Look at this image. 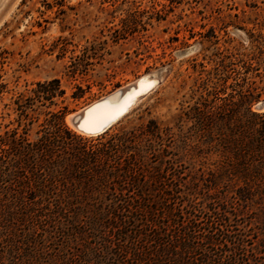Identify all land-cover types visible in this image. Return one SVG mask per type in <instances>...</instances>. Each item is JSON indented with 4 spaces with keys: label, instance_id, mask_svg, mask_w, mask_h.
Here are the masks:
<instances>
[{
    "label": "rangeland",
    "instance_id": "obj_1",
    "mask_svg": "<svg viewBox=\"0 0 264 264\" xmlns=\"http://www.w3.org/2000/svg\"><path fill=\"white\" fill-rule=\"evenodd\" d=\"M157 69L156 85L107 130L126 132L143 171L171 177L180 199L202 209L225 200L246 264H264V145L254 131L264 111L255 108L264 101V0H0L1 136L17 126L13 99L37 81L60 80L65 92L49 109L64 110L80 134L66 120L72 111ZM45 110L31 111L29 139ZM65 181L70 211L60 222L70 234L61 237L28 219V195L0 179V264L80 260L90 238L70 228L93 218L102 190L82 173Z\"/></svg>",
    "mask_w": 264,
    "mask_h": 264
},
{
    "label": "trees",
    "instance_id": "obj_2",
    "mask_svg": "<svg viewBox=\"0 0 264 264\" xmlns=\"http://www.w3.org/2000/svg\"><path fill=\"white\" fill-rule=\"evenodd\" d=\"M88 64H74L72 73L84 72ZM1 81L2 74L0 88ZM76 89L73 99L82 96L81 87L76 85ZM64 92L60 80L52 78L18 93L13 99L17 126L0 135V179L28 195L24 214L39 219L41 228L59 227L61 237L70 234L60 222L70 211L67 173H82L87 182L101 185L102 197L93 218L70 228L74 229L71 235L83 230L90 238L80 260L62 258L56 264H246L245 239L236 220L230 219L233 209H228L225 200L215 199L202 209L180 199L171 177L143 171L129 152L132 139H124L126 132L106 130L96 135V144H87V137L64 125V110L49 109ZM39 106L47 110L37 138L31 140V111ZM254 131L256 145H264V111ZM122 153L127 155L122 158Z\"/></svg>",
    "mask_w": 264,
    "mask_h": 264
},
{
    "label": "bare ground",
    "instance_id": "obj_3",
    "mask_svg": "<svg viewBox=\"0 0 264 264\" xmlns=\"http://www.w3.org/2000/svg\"><path fill=\"white\" fill-rule=\"evenodd\" d=\"M160 77L157 75L143 76L137 81L136 88H131L121 99L114 103L107 101L91 107L85 114L82 123L86 130L99 131L106 124L120 118L136 101L152 89ZM69 115L66 117L67 122ZM70 124V123H69Z\"/></svg>",
    "mask_w": 264,
    "mask_h": 264
},
{
    "label": "water",
    "instance_id": "obj_4",
    "mask_svg": "<svg viewBox=\"0 0 264 264\" xmlns=\"http://www.w3.org/2000/svg\"><path fill=\"white\" fill-rule=\"evenodd\" d=\"M236 32H238L236 30ZM194 48H196V45L193 44L189 47L184 48L183 50L179 51L180 55H184L186 53L191 52ZM162 69H157L153 72H149L143 75H140L138 77H136L133 81L122 85V86H117L116 88H114L113 90L107 92L106 94L94 99L93 101L87 103L86 105L75 109L74 111H72L69 114L68 117V121L70 123V125L73 127L74 130H76L77 132H79L80 134H84V135H98L104 131H106L114 122H116L117 120L110 122L108 124H106L105 126H103L99 131H92V130H86L83 128V123L82 120L86 114V112L93 107L94 105L107 101L108 103H114L117 102L119 99H121L127 92H129V90L131 88L135 89L136 88V84L137 81L142 78L143 76L147 75V76H152V75H157L160 77V73H161ZM255 108L256 109H263L264 108V101H259L255 104Z\"/></svg>",
    "mask_w": 264,
    "mask_h": 264
}]
</instances>
